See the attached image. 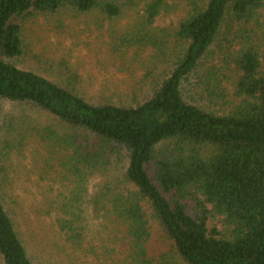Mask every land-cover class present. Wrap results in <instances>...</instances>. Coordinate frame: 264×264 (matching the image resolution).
Masks as SVG:
<instances>
[{"label": "trees", "instance_id": "16d2710c", "mask_svg": "<svg viewBox=\"0 0 264 264\" xmlns=\"http://www.w3.org/2000/svg\"><path fill=\"white\" fill-rule=\"evenodd\" d=\"M137 1L0 0V101L32 106L51 119L47 131L68 153L69 210L81 211L89 202L91 175L128 163L119 175L121 191L112 188L94 203L98 211L112 204L128 225L134 264H264V60L258 30L264 0H182L189 12L174 35L171 71L142 103L93 104L16 65L31 15L98 11L115 20ZM166 1L147 0L129 44L165 52V41L152 29ZM229 26L239 47L230 59L239 73L240 104L228 112L205 110L186 99L185 87L213 47L226 41ZM2 158L0 153V264H33L3 193ZM188 201L195 203V218ZM211 216L224 218L226 234L209 230Z\"/></svg>", "mask_w": 264, "mask_h": 264}, {"label": "rangeland", "instance_id": "374dc122", "mask_svg": "<svg viewBox=\"0 0 264 264\" xmlns=\"http://www.w3.org/2000/svg\"><path fill=\"white\" fill-rule=\"evenodd\" d=\"M146 2L124 8L115 20L98 11L33 14L23 26L24 55L16 65L74 90L93 104L145 102L171 71L177 54L174 35L189 12L182 0L166 1L152 29L166 43L160 53L127 41L143 22ZM260 23L264 60V13ZM225 34L226 41L213 47L185 87L186 99L209 111L228 112L240 104L239 73L230 59L238 42L230 26ZM50 123L32 106L0 101L2 189L11 199L10 210L30 259L33 264H134L128 225L112 204L98 211L94 203L112 188L121 191L119 175L128 163L91 175V203H84L81 211L67 209L72 186L68 153L49 135ZM187 207L195 218V203L188 201ZM208 228L226 234L223 217L211 216Z\"/></svg>", "mask_w": 264, "mask_h": 264}]
</instances>
